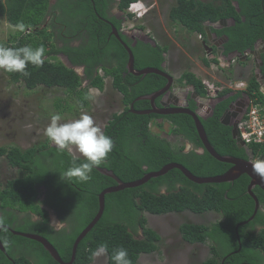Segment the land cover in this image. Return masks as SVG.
Wrapping results in <instances>:
<instances>
[{
  "label": "trees",
  "instance_id": "1",
  "mask_svg": "<svg viewBox=\"0 0 264 264\" xmlns=\"http://www.w3.org/2000/svg\"><path fill=\"white\" fill-rule=\"evenodd\" d=\"M134 1L136 0H120V10L127 11ZM50 3V0H0V21L2 17H6L12 25H24L20 38L18 33L9 42L0 40V44L8 47L31 45L33 48H45L42 67L28 64V77L6 72L10 79L13 82H24L29 89L41 86L60 87L69 96H75L77 108L82 109L90 105L89 88L94 86L103 89L105 76H111L113 87L121 92L125 104V109L113 115L103 132L113 141L112 151L100 165L92 169L91 179L87 182L65 180L61 175L71 166L73 159L78 164L86 162L84 157L74 156L67 148L60 150L47 143L25 150L19 146L0 147V156L6 157L12 167L25 171L24 175L12 177L4 186H0L1 209L5 211L6 207H10L31 211L47 222L49 213L44 205L49 204L62 220L70 222V229L64 228L59 233H51V230L44 227L42 233L57 248L62 259L69 261L77 236L92 221L98 210V194L117 184L114 178L103 174L97 167L111 170L121 180L129 182L143 177L147 172L159 170L169 162L181 163L197 176L222 174L231 164L217 160L206 150L202 153L198 151L197 147H203V144L192 116L184 113L166 116L171 122L172 134L182 137L186 142L175 148L166 137L153 132L150 127L151 123L162 128L163 125L156 120L160 116L136 114L130 110L129 104L133 102L136 110L149 106V100L135 101L136 98L161 89L166 85L167 79L150 73L141 75L145 77L143 81L128 71L129 56L125 47L115 36L111 35V39H108L112 31V26L104 19L107 18L108 0H78L77 19H67L72 13L65 11L64 14L61 11L58 15L52 14L53 23L46 19L54 8ZM127 14L135 17L134 14ZM169 17L172 23H180L193 34L201 33L204 39L207 37L206 22L233 18L235 23L230 26L211 27L218 37H228V41L223 44V55L234 51L243 53L254 48L257 41L264 40V0H176ZM72 19H76V27L87 30L88 38L83 39L77 47L70 46L69 41L65 46L59 47L53 27H59L61 23L69 27ZM110 19L120 29L121 22L115 17ZM58 31L57 38L68 35L67 30ZM122 39L126 40V37L122 36ZM108 50L116 60L114 65L113 62L105 63ZM132 50L136 67L162 68L161 64L165 60L163 52L168 51V46L157 43L155 47L139 42ZM60 52L68 56L73 64L72 68L67 67L60 59L57 62L47 59ZM202 61L208 67L211 63H220L217 57L208 59L203 56ZM262 61L261 69L264 74V52ZM79 65L85 67L84 76L76 70ZM100 68L104 71L103 76L98 73ZM85 80L88 84L84 86ZM180 81L193 86L200 96H207L202 79L190 70L183 72ZM248 81L246 93L252 96L254 92L260 100H264L255 75ZM230 91L232 90L226 88L219 95H227ZM241 94L242 91H238L236 96L222 100L214 107L213 114L201 119L209 141L220 154L247 158L245 149L239 148L232 136V126L221 122L226 108ZM60 100L66 101L62 98ZM65 108L71 109L72 106L66 101ZM187 142L194 146L190 151H185ZM250 147L257 155L264 153V146L250 144ZM249 182V176L243 174L233 182L198 184L175 168L163 176L152 178L144 185L109 193L105 198L106 207L102 218L79 243L73 264H91L95 256L93 253H97L101 245L107 246L105 251L108 254V264H114L111 257L117 247L127 249L132 264H138L142 253L157 250L162 241L161 235L148 225L144 214L146 211L157 215L216 211L223 219L209 225L183 223L180 226L184 239L191 243L211 241L212 255L201 264H222L224 256L227 257L224 264H241L247 261L260 264L259 259L264 258V228L256 232L255 227L264 224V191L259 186L254 187L253 191L263 209L257 212L252 221L236 227L239 222L253 215L255 210V201L247 191ZM41 185L47 189L46 199L43 201L39 200ZM163 188L166 189L165 192L162 191ZM139 231L142 232L141 237L136 236ZM7 233L9 235L8 231L2 229L0 238L13 261L0 249V264H60L37 241L31 242L35 245L34 248L31 247L32 258L27 254L13 252L6 242ZM20 240L29 241L13 236V243ZM240 247L239 252L233 253Z\"/></svg>",
  "mask_w": 264,
  "mask_h": 264
},
{
  "label": "rangeland",
  "instance_id": "2",
  "mask_svg": "<svg viewBox=\"0 0 264 264\" xmlns=\"http://www.w3.org/2000/svg\"><path fill=\"white\" fill-rule=\"evenodd\" d=\"M142 1L146 4L145 7L148 12L141 16V20L136 19L138 15L135 18L126 20L123 23L125 29L130 30L129 28L133 25H144L146 32H149L152 38L160 44L169 46L168 60L170 65L168 69L174 76L178 77L184 70H192L197 71L196 75L202 79L214 80L216 78V83H226L224 74L227 71L232 72V68L221 70L215 63H213V69H211V66H206L202 61L205 51L198 35L189 32L180 23L171 22L169 12L171 7L175 5L176 0ZM18 33H20L18 37L20 38L23 32L17 26L12 25L6 17L1 18V41L9 42L10 38ZM47 59L54 62L59 60L55 54ZM241 77L246 79L249 75L243 73ZM219 80L224 82L222 83ZM87 84L88 81L85 80L83 85ZM89 94L91 96L90 105L78 109L76 97L69 96L62 88L41 86L29 89L24 82H13L5 71L0 70V147L19 146L25 150L31 146L44 143L51 145L53 142L46 137L45 129L53 114H59L61 122H68L78 119L82 112L86 113L104 132L106 124L112 119L113 115L124 109L123 95L113 87V78L110 76H105L103 89L91 87ZM61 98L65 99L72 108H65L66 101L60 100ZM151 129L153 132L166 137L175 148L186 143L181 137L172 134L169 123H165L162 128L154 124ZM66 148L74 156L83 157L74 146ZM22 175H24V172L21 169L13 168L6 157L0 156V186H4L8 179ZM162 191L165 192V189ZM48 213L51 222L53 220L59 221L53 210H49ZM144 214L148 219V225L161 235L164 246L159 253H142L138 264H199L210 253L199 255L197 252L195 256L194 251L206 248L201 245L189 247L191 253L187 255L180 253L179 245L185 248L184 242L180 239L179 226L181 222L192 221L209 225L223 219V216L216 211H207L203 214L184 211L160 215L146 211ZM141 235L142 233L139 231L136 236L141 237ZM165 249H167L166 252ZM97 253L91 264H108V254L105 249L101 250L100 248Z\"/></svg>",
  "mask_w": 264,
  "mask_h": 264
},
{
  "label": "water",
  "instance_id": "3",
  "mask_svg": "<svg viewBox=\"0 0 264 264\" xmlns=\"http://www.w3.org/2000/svg\"><path fill=\"white\" fill-rule=\"evenodd\" d=\"M234 23L235 21L233 18H224V19L218 20L217 22H206L207 24L206 33H207L208 39L217 46V54L218 56H221L222 58H224V56L222 55L224 51L223 44L224 42L228 40V37L223 36L222 38H218L217 34L211 31L210 26H213L214 28H223V27L230 26ZM112 28H113L112 33L122 43V45L125 47L126 51L128 52L129 57L127 61V69L130 73L137 75V76H141V75L145 76L150 73H155V74L164 76L167 79V83L162 89L155 91L153 93H150V94L141 95L136 98L135 101L149 100L152 104V108L147 109V110H136L134 108V102H133L131 104L130 110L136 114L159 113L162 115H168V114H175V113H187L191 115L195 122V127L199 135V138L203 144V148L201 152L206 150L217 160L231 164V167L222 174H218L214 176H197L194 173H192L183 164L178 163V162H170V163L165 164L159 170L147 172L143 177L137 180L129 181V182H124L123 180L118 178V176L113 171L108 170L106 168L99 167L98 170H100L103 174L114 178L117 184L105 188L98 194V210L94 218L92 219V221L81 231V233L76 238V241L74 242L73 247H72L71 260L69 262L64 261L62 257L60 256L57 248L50 241H48L46 238L42 237L41 235L32 234V233H20L22 236L29 237V238L35 239L38 242H40L45 247V249L50 253V255L60 264H72L74 262L79 243L93 229V227L97 224V222L102 218L104 214L105 207H106L105 198L107 194L112 193V192H117L120 190H124L126 188H132V187H138V186L144 185L145 183L150 181L152 178L163 176L167 174L170 170L175 169V168H178L180 171H182V173L189 180L196 182L198 184L233 182L234 180L238 179L243 174H247L250 178L247 191H248V194L251 197H253L255 201V210H254L253 215H251L247 220L239 222L236 226L237 228L241 225H245L248 222L252 221L255 218L257 212L261 209L259 198L254 193L253 189L256 186H259L264 191V179H261L257 174H255V172L253 171V163L257 160L262 161L263 157L261 156L259 158H256L257 154L254 152V150L249 145H247L241 139L239 131H238V122L241 116L246 111V108L248 106L247 100L249 99V95H247V93H242V98L238 99L235 103H232L230 105V108L227 109L221 116V122L223 124L232 126V136L235 139L238 147L245 149L247 158H240V157H235L232 155H222L215 149V147L209 141V138L205 130V127L202 123L200 114L188 108V96H189L190 91L192 92L191 98H194V99L200 98V100L204 103H210L212 101L214 103H217L218 100L217 99L213 100V99H209L206 97H200L197 94V92H195L192 86L181 87L180 85H178L175 80V77L171 73L165 70L164 67L166 63L162 64L163 69L153 67V66H148L143 69L137 70L135 68V55L132 50V47L121 38V35L118 29L114 25H112ZM206 47L208 50L212 49L211 47H208L207 45ZM263 52H264V40H260L255 44L254 48L247 49L243 53L239 51L232 52L228 56V61L231 63L234 58H238L240 61L244 62L248 59L249 56H253L254 63H255V77L257 81L259 82L260 90L262 94L264 95V74L262 73V69H261V66L263 65V61H262ZM70 66H71V63H70ZM83 75H84V72L82 68V76ZM179 92H181L183 98L186 101L184 103H180V105L174 104V106H171L169 102V98L179 96L180 94ZM231 95L232 93L227 94L224 96V98H227ZM160 96H162L161 98L162 108H159L155 103V100ZM244 96L247 97L246 101L243 98ZM231 118L233 119L232 123L228 122ZM240 249L241 247L233 253L239 252Z\"/></svg>",
  "mask_w": 264,
  "mask_h": 264
},
{
  "label": "flooded vegetation",
  "instance_id": "4",
  "mask_svg": "<svg viewBox=\"0 0 264 264\" xmlns=\"http://www.w3.org/2000/svg\"><path fill=\"white\" fill-rule=\"evenodd\" d=\"M50 5L53 6L54 5V8L51 10V15L50 14H47V22H52V14H56L58 15L59 13H61V11L63 12L64 11V14H65V11L67 12H70L72 13V15H69V17L67 19H71V18H76L78 17V14L79 11L76 10L77 7H79V3H78V0H50ZM63 4V6L66 7V9L62 8L61 6V3ZM60 4V5H59ZM119 5H120V0H108V5H107V8H106V13H107V18H104L105 21L110 24L112 26V21H111V17H115L116 20L120 21L121 22V27L120 29H118L120 35H121V38L122 36H125L126 37V40L124 39L125 42L127 43H130V46L131 47H135L138 45L139 42L141 43H144V44H151L153 46H157V41H155L154 38L151 37V35L149 34V32H146V28L144 25H133L132 27H130L129 29L130 30H127L123 27V23L126 21V20H130L132 19L133 17L129 16L127 13H128V10L127 11H123V10H120L119 8ZM61 6V7H60ZM74 13V15H73ZM135 18V17H134ZM76 19H72L71 20V23H70V26L68 27V25H65L63 23H61L59 25V27H53L55 31V38L57 39V45L59 47H62V46H65V44H67V41L68 44L72 47H77L81 44V42L83 41V39H86L88 38V33H87V30L85 28L82 29V27H76L75 25H77V23H74L76 21ZM137 20H139V17L136 18ZM114 25V24H113ZM64 26V27H62ZM144 26V28L142 27ZM62 27V28H61ZM67 27V28H66ZM58 29H64V30H67L68 31V35H64L63 38H57V34L59 33ZM113 29V28H112ZM111 35L112 36H115L112 31L108 37V39L110 40L111 39ZM116 37V36H115ZM228 41V40H227ZM226 41V42H227ZM260 41V40H259ZM224 42V43H226ZM258 42V41H257ZM256 42V43H257ZM255 43V44H256ZM162 46H164L165 44H161ZM167 46V45H166ZM255 46V45H254ZM215 47V46H214ZM106 60H105V63L109 64V63H112L113 65L115 64V58L114 56H111L110 55V51L108 50L106 52ZM55 55L58 56V58L61 60V57L62 56H67L65 55L63 52H60V53H56ZM163 55L165 57V60L163 61V63H166L165 65V70L168 71L169 73L172 74L171 71H169L168 67L170 65L169 63V60H168V55H169V46H168V51H165L163 52ZM226 59H228V56L229 55H224ZM111 57V58H110ZM253 56L249 57V59L245 62H240L239 61V64H241L245 69H241V74H247L249 75L247 79V81L249 80V78L252 77V75H254V66H253ZM162 63V64H163ZM249 63L251 64V67L249 69L246 68L247 65H249ZM161 64V66H162ZM81 68V72H82V68H83V72H84V69L85 67H83L82 65H79L77 66V68ZM148 67V66H147ZM135 68L137 70L139 69H143V68H138L136 67V64H135ZM145 68V67H144ZM96 69V67H95ZM160 69H163L160 68ZM173 75V74H172ZM82 76V75H81ZM84 76V75H83ZM136 77H138L139 79L145 81V77L143 76H137V75H134ZM175 80L177 82L178 85H180L181 87H188V86H191V85H186L184 82H181L180 81V76L179 77H175ZM193 87V86H192ZM163 88V87H162ZM161 88V89H162ZM194 88V87H193ZM160 90V89H159ZM195 90V89H194ZM158 91V90H157ZM239 90H232L230 91L228 94L232 93L231 96L227 97V98H224L225 95H218L216 98H214L215 100L217 99V103H214L213 101L210 102V103H204L200 100V98H191V94L192 92L190 91L189 92V96H188V108H190L191 110H194L196 112H198V114H200L201 118L203 117H206L207 115H211L213 114L214 112V107L219 103L221 102L222 100L224 99H228L230 97H233V96H236V93L238 92ZM195 92H197L195 90ZM179 96H176V97H173V98H169V102H170V105L171 106H174V104H178L180 105V103H184L186 100L183 98L181 92H179ZM198 94V93H197ZM199 95V94H198ZM200 96V95H199ZM200 97H203V96H200ZM161 98L162 96L158 97L156 100H155V103L156 105L159 107V108H162V105H161ZM242 98V96H238L236 97L228 106L227 109L230 108V105L232 103H235L238 99ZM213 99V100H214ZM220 99V100H219ZM245 101H246V98H244ZM132 104V103H131ZM131 104H129V107H131ZM241 105V104H239ZM238 107V105H237ZM152 108V104L151 102L149 101V106H146L144 107L142 110H147V109H150ZM125 109V107H124ZM123 109V110H124ZM122 110V111H123ZM225 110V111H226ZM224 111V112H225ZM150 114H155L157 116H160V117H157L156 120H158L163 126L165 123H169L171 125V122L166 118V116L170 115H162V114H159V113H150ZM175 114H180V113H175ZM183 114V113H182ZM184 114H187V113H184ZM189 115V114H188ZM223 115V114H222ZM191 116V115H190ZM228 122L232 123L233 122V119L231 118ZM154 124H151L150 123V127H152ZM162 126V127H163ZM230 126V125H228ZM158 127V126H157ZM182 138V137H181ZM183 139V138H182ZM52 146H55L54 143L51 144ZM32 147V146H31ZM194 148L193 144L190 143V142H187V145H186V149L185 151H190ZM198 148V151L200 153H202L200 151V149H202V147H197ZM28 149V148H26ZM263 157V160L264 161V153L262 154H258L256 155V158H259V157ZM13 168H16V169H21L22 172H25L22 168H18V167H13ZM20 172V171H19ZM165 189V188H163ZM39 190L41 191V194L39 196V200L40 201H43L44 199H46V193H47V189L45 186L41 185L39 187ZM166 191V189H165ZM47 204V205H44V208H46L48 211L49 210H53L51 208V206ZM6 210H2L1 209V206H0V218L3 219V224L0 225V228L1 230L2 229H5L6 231L9 232V235L7 233V239H6V242L8 245L11 246V249L13 252H16L18 254H27L28 256H33L31 255L32 251H31V247L34 248L32 243L33 241H36V240H33V239H30V238H27V237H24L22 235H19L17 234L16 232H23V233H33V234H39V235H42L44 236V234L42 233V230L43 228H48V230H51L50 232L51 233H59L60 231H62L64 228H68V230L70 229V222L68 220H62L60 218V216L58 215V213L53 210L56 215H57V218L59 219V221H63L64 223V228L59 230V231H56V230H53V228H51L49 225L51 223V220L49 218V220L46 222L44 221V219L36 214V213H33L31 211H21L19 209H16V208H10V207H6L5 208ZM261 209H263L261 207ZM264 210V209H263ZM72 223V222H71ZM183 223H198V222H192V221H183L181 222L180 226L183 224ZM199 224H205V223H199ZM180 226H179V230H180ZM24 230H23V229ZM262 228H264V224H261V225H256L255 227V230L256 232L261 230ZM1 232V231H0ZM142 233V232H141ZM13 236H20L22 238H25V239H28L29 241L27 240H20V241H17V242H14L13 243ZM142 236V235H141ZM46 237V236H44ZM180 239L181 241L184 242V245H185V248L184 247H181V245H179V250H180V253L183 254V255H187L188 253H191L190 252V248H192L193 245H201L202 247H206L205 249H199L198 251H194V255L196 256L197 255V252L199 255L201 254H204V253H210V255L207 257L209 258L211 255H212V250H211V241L208 240V241H204V242H196V243H191L190 241L188 240H185L181 231H180ZM32 242V243H31ZM4 245V244H3ZM208 245V247H207ZM163 239L162 241L159 243V248L151 253H154V252H160L161 249H163ZM167 251V249H165V252ZM150 254V253H149ZM263 254V253H262ZM5 255L8 256L9 260H12L13 261V257L12 256H9L8 253H6ZM32 258V257H31ZM206 258V259H207ZM226 256H224L222 258V264H224L225 260H226ZM204 259V260H206ZM204 260H202L199 264H201ZM259 262L260 264H264V258L263 259H259ZM241 264H252L251 262L247 261V262H243Z\"/></svg>",
  "mask_w": 264,
  "mask_h": 264
},
{
  "label": "clouds",
  "instance_id": "5",
  "mask_svg": "<svg viewBox=\"0 0 264 264\" xmlns=\"http://www.w3.org/2000/svg\"><path fill=\"white\" fill-rule=\"evenodd\" d=\"M135 3L137 4L138 7H142L146 5L142 0H138ZM127 10L129 11L131 10V8L128 7ZM140 13H143V11H139L134 14L135 16L138 15L139 20H141L140 18L144 14V13L143 14H140ZM17 27L20 31H23L24 29L23 24H20ZM214 46H211L212 48L211 50L204 49V51L209 53L211 59L214 57H217L220 60L219 64L215 63L217 67H220L222 68V70H224L225 68L227 69L232 68V64H235L236 62L239 63L240 60L238 58H234L232 62L230 63L228 59L218 56L217 46L216 45ZM44 54H45V48L43 46L36 47V48H33L31 45H24L20 47H8L3 44H0V70H3L8 73H20L21 75L28 77L30 75V73L26 71L28 64H32L37 67H42L44 64ZM223 54H224V51H223ZM253 61H254V58H253ZM210 66L213 67V63H211ZM253 66L255 68L254 62H253ZM100 70L102 71L104 75V71L102 68L99 69L98 73L102 75L100 73ZM254 75H255V69H254ZM204 79H207V78H204ZM230 80H233V79H230ZM228 81H226L225 84H227ZM233 81H237V80H233ZM238 81H244L246 83V87L241 88V89L230 88V87H226V88H229L231 90L233 89L239 90V91H242V93H246V89H247L249 81L247 80H238ZM225 84L223 83V84H218V85H225ZM219 94L220 92L218 93V95ZM217 96L211 97L208 95V92H207L206 98L214 99ZM243 98H246L247 100L246 96H244ZM45 135L54 143V145L58 149L64 150L66 147L74 146L78 150V152L82 154V156L86 159V162L79 163V164L76 162L75 159H73L71 162V166L68 167L61 174L65 180L76 179L79 182L89 181L91 179L90 174L92 172V169L95 166L100 165L106 159V157L112 151V148H113V141L111 137L105 135L100 130V128L94 123V120L92 119V117L83 112L80 114L78 119H74L68 122H61V116L59 114L51 115L50 123L45 129ZM253 171L261 179H264V161H261V160L255 161L253 163ZM2 224H3V219L0 218V225ZM49 226L53 228V230L59 231L64 228V223L63 221L53 220ZM100 247H101V250H104L106 249L107 246L101 245ZM97 254L98 253H93V255H97ZM111 258L114 261V264H132L129 258L127 249L123 247L115 248L113 250V254Z\"/></svg>",
  "mask_w": 264,
  "mask_h": 264
},
{
  "label": "built area",
  "instance_id": "6",
  "mask_svg": "<svg viewBox=\"0 0 264 264\" xmlns=\"http://www.w3.org/2000/svg\"><path fill=\"white\" fill-rule=\"evenodd\" d=\"M132 11H137L136 3H131ZM100 73L103 75L102 71ZM203 84L208 92V95L215 97L224 88H244V81H228L225 85H218L208 79H203ZM238 131L241 139L247 144H259L264 146V100H260L253 92V95L248 99V106L245 113L241 116L238 122Z\"/></svg>",
  "mask_w": 264,
  "mask_h": 264
},
{
  "label": "bare ground",
  "instance_id": "7",
  "mask_svg": "<svg viewBox=\"0 0 264 264\" xmlns=\"http://www.w3.org/2000/svg\"><path fill=\"white\" fill-rule=\"evenodd\" d=\"M138 0H136V1H134V2H132V3H135V2H137ZM131 9L133 8L132 7V5H130L129 6ZM139 11H143V13H147L148 12V9H146V7L145 6H142V7H138V9H137V11H132V10H129L128 11V13H131V14H135L136 12H139ZM143 13H140V14H143ZM113 25V24H112ZM115 26V25H114ZM206 26H207V24H206ZM211 27H213V26H210V28ZM112 31H113V29H112ZM212 31V30H211ZM213 32V31H212ZM213 33H215V32H213ZM195 34H197L198 35V37H199V39H200V43L202 44V47H203V49H207V47H206V45L208 46V47H211V46H213V45H215L212 41H210L209 39H208V36L206 37V39H204V36L201 34V33H195ZM218 36V35H217ZM218 38H220V37H218ZM156 41V40H155ZM205 42H206V44H205ZM224 46V45H223ZM204 57H206V58H208V59H211V57H210V55H209V53L208 52H206L205 51V56ZM61 61L67 66V67H69V68H72L73 67V64L71 63V61L69 60V58H68V56H62L61 57ZM70 63H71V66H70ZM204 63V62H203ZM76 70L82 75V72H81V68H77L76 67ZM191 72H193L194 74H196V73H198L197 71H192V70H190ZM202 79V78H201ZM202 82H203V79H202ZM203 148V147H202ZM202 149H200V151H201ZM205 151V150H204ZM203 151V152H204ZM170 163V162H169ZM185 166V165H184ZM97 168H99V167H97ZM102 168V167H101ZM178 169V168H177ZM192 172V171H191ZM193 173V172H192ZM0 231H1V228H0ZM17 234H19V235H21L20 233H23V232H16ZM81 233V232H80ZM33 234V233H32ZM39 235V234H38ZM42 236V235H41ZM25 237V236H24ZM42 237H44V236H42ZM78 237V236H77ZM27 238H29V237H27ZM44 238H46V237H44ZM30 239H32V238H30ZM47 239V238H46ZM33 240H35V239H33ZM48 241H50L49 239H47ZM0 241H1V238H0ZM37 241V240H36ZM76 241V240H75ZM38 242V241H37ZM51 242V241H50ZM40 243V242H39ZM52 243V242H51ZM53 244V243H52ZM45 248V247H44ZM0 249L6 254L7 253V251H6V249H5V247H4V245H3V243H2V241L0 242ZM60 254V253H59ZM77 254V253H76ZM72 256V255H71ZM54 259V258H53ZM75 259H76V257H75ZM55 260V259H54ZM71 260V259H70ZM69 260V261H70ZM69 261H66V262H69ZM75 261V260H74ZM58 262V261H57ZM73 264V263H72Z\"/></svg>",
  "mask_w": 264,
  "mask_h": 264
},
{
  "label": "crops",
  "instance_id": "8",
  "mask_svg": "<svg viewBox=\"0 0 264 264\" xmlns=\"http://www.w3.org/2000/svg\"><path fill=\"white\" fill-rule=\"evenodd\" d=\"M250 67H251V64L249 63V65H247L246 68L249 69ZM211 69H213V67H211ZM241 69H245V68L241 64H239L238 62H236L235 65L232 64V72L227 71V72H225L226 75L224 74L226 81H228L230 79L237 80V81L238 80H247L244 77H241L242 76ZM221 70H222V68H221ZM181 74L179 76H181ZM211 80L214 81V82H216L215 81L216 78H214V80L213 79H211ZM219 81H221V80H219ZM221 82L223 83L224 81H221Z\"/></svg>",
  "mask_w": 264,
  "mask_h": 264
}]
</instances>
